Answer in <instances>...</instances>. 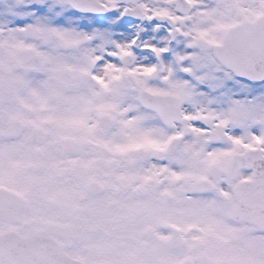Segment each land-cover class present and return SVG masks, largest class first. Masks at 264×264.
I'll return each instance as SVG.
<instances>
[{"label": "snow or ice", "instance_id": "6c2138e0", "mask_svg": "<svg viewBox=\"0 0 264 264\" xmlns=\"http://www.w3.org/2000/svg\"><path fill=\"white\" fill-rule=\"evenodd\" d=\"M0 264H264V0H0Z\"/></svg>", "mask_w": 264, "mask_h": 264}]
</instances>
